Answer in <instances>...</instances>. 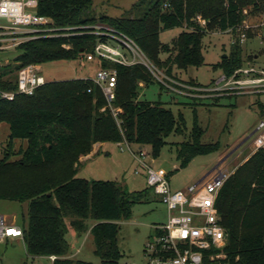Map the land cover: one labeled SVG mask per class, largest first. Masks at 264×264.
Instances as JSON below:
<instances>
[{
	"label": "trees",
	"instance_id": "trees-1",
	"mask_svg": "<svg viewBox=\"0 0 264 264\" xmlns=\"http://www.w3.org/2000/svg\"><path fill=\"white\" fill-rule=\"evenodd\" d=\"M92 5L93 0H38L36 12L69 35L27 40L13 47L19 54L11 62L0 65V90L6 91L16 90L19 70L33 64L85 58L97 64L95 73L107 68L117 72L112 105L118 119L93 77L48 81L33 95L0 100V124L10 126L9 149L0 159V200L28 203V218L21 224L27 254L32 258L57 255L54 264H94L67 257L71 248L67 233L89 230L100 264H119L120 222L131 218L140 200L134 197L143 193L128 192L116 180L78 177L80 158L91 153L95 143L125 141L151 146L157 158L166 138L174 132L183 134L186 125L183 114L177 119L164 103L139 100L140 84L156 81L145 65L86 58L107 38L95 34L92 27L103 23L130 37L151 61L175 77V67L186 70L204 63L208 28L235 30L244 21L246 7L264 12V0H149L140 14L132 10L126 17L97 18L89 13ZM176 26L183 31L171 43H163L161 31ZM242 54L240 43H234L218 64L227 77L242 67ZM203 134L194 108L190 139L173 144L181 168L221 148L220 142L203 143ZM15 141L25 142L17 153ZM13 154L19 158L11 159ZM217 206L228 236V261L264 264V149L235 168L219 192Z\"/></svg>",
	"mask_w": 264,
	"mask_h": 264
},
{
	"label": "rangeland",
	"instance_id": "rangeland-1",
	"mask_svg": "<svg viewBox=\"0 0 264 264\" xmlns=\"http://www.w3.org/2000/svg\"><path fill=\"white\" fill-rule=\"evenodd\" d=\"M148 2L149 0H93L89 13L97 18L101 16L126 17L133 10V14L137 15L146 10ZM137 4H139V9H135ZM243 13V25L245 26L240 31L223 32L218 29H210L207 26L208 29L203 40L204 63L186 70H179L175 67L176 76L187 82H198L203 86L213 85L224 75L218 64L225 55L229 54L232 45L237 42L240 43L243 51V68H264V12L246 7ZM97 25L110 28L103 23ZM182 31L183 28L179 26L163 29L160 39L163 43H171ZM243 32L247 33V37L241 41ZM249 33L252 34L251 37H249ZM18 54L17 48L0 51V65L11 62ZM167 56L164 54L163 58H167ZM15 64L13 63V66ZM38 65L48 81L67 80L86 75L93 77L98 68L97 64L95 65L85 58L53 61ZM139 92V100L162 102L165 107L173 110L177 119L180 114H183L185 118L184 133L174 132L169 135L160 156L157 158L153 156V166L170 175V184L173 190H186L190 185L196 184L208 176L215 168L224 167L233 170L253 153V132L259 122L264 119V97L257 94H241L222 95L218 99L194 98L165 87L162 88L156 81L149 86L141 85ZM194 108L197 109L200 126L204 129L202 142L205 144L220 142L221 148L214 153L199 155L187 167L181 168L173 144L190 139L194 124ZM9 133V124L1 123L0 159L9 149ZM248 136L250 137L247 139ZM22 146H25V142L15 141L13 152H19ZM131 149L136 152L138 146L132 144ZM145 149L152 154L151 146L147 145ZM18 158V154H13L11 157V159ZM146 161L152 164L151 157ZM142 172V167L128 147L113 142L106 143L99 154L79 164L78 177L89 180H116L128 192L143 190L141 196L134 197L140 200L134 204L131 218L120 222L118 244L122 257L119 264H146L144 247L155 237L157 226L165 223L168 219L166 206L153 187L147 185ZM27 208V202L0 200V215L6 216L9 222L15 220L22 224L28 218ZM70 234L71 232H68L67 237L73 240ZM78 248L80 251L76 254L75 259L94 264L101 263V259L95 254V242L92 234L85 232L73 249L70 248L69 253L72 250L77 251ZM50 263L47 257L32 258L27 255L25 244L22 241L10 243L0 241V264Z\"/></svg>",
	"mask_w": 264,
	"mask_h": 264
},
{
	"label": "built area",
	"instance_id": "built-area-1",
	"mask_svg": "<svg viewBox=\"0 0 264 264\" xmlns=\"http://www.w3.org/2000/svg\"><path fill=\"white\" fill-rule=\"evenodd\" d=\"M37 6L38 0H0V50L16 47L41 36L69 35L64 29L52 26L50 18L39 15L36 12ZM201 24L206 27V20L201 19ZM244 26L242 23L235 30L240 31ZM92 28L95 34L107 38L97 43L94 51L86 56L88 60L103 58L124 65L141 63L163 87L194 98L216 99L222 95L241 94L264 97V68L241 67L230 77L224 74L211 86L182 82L151 61L130 37L111 27L95 25ZM246 37L247 33L243 32L241 41ZM93 80L102 88L114 116L118 119V111L112 105L117 84L116 70L99 69ZM47 82L38 65H28L18 72L17 89L0 90V100H13L17 94L33 95L37 88ZM253 136V152L264 149V119L259 122ZM123 144L146 171L148 185L161 197L168 212L167 221L157 226L155 237L144 247L146 264H231L225 250L228 236L222 224L217 199L235 168H215L208 176L186 190H173L170 175L153 166V155L145 147L141 146L134 152L131 149L132 144L126 141ZM150 157L152 164L146 161ZM9 237L23 238L22 228L0 215V241ZM47 258L54 264L59 256L50 255Z\"/></svg>",
	"mask_w": 264,
	"mask_h": 264
},
{
	"label": "crops",
	"instance_id": "crops-1",
	"mask_svg": "<svg viewBox=\"0 0 264 264\" xmlns=\"http://www.w3.org/2000/svg\"><path fill=\"white\" fill-rule=\"evenodd\" d=\"M10 49V48H9ZM255 58H257V56H255ZM41 65V64H40ZM39 66V65H38ZM40 67V66H39ZM179 71V70H178ZM92 75H86V76H81V77H76V78H88V77H91ZM94 76H95V74H94ZM93 76V77H94ZM175 78H177L178 80H180V81H182V82H185L186 80H184V79H182L181 77H179V76H176L175 75ZM74 79V78H73ZM191 80H194V79H191ZM195 81V80H194ZM187 82V81H186ZM197 82V81H196ZM188 83H192V82H188ZM194 84V83H193ZM196 84H200V83H196ZM140 85H144V86H146L144 83H141ZM200 85H202V84H200ZM106 143H108V142H98V143H95L94 144V146H93V150H92V152L91 153H89L88 155H84V156H82L81 158H80V163L81 162H83V161H85V160H89V159H91V158H93L95 155H97V154H99V152L102 150V148L106 145ZM118 145H123V143H117ZM137 146H138V148L139 147H141L140 145H138V144H136ZM143 147H145V146H143ZM142 174H143V176H144V178L146 179V183H147V174H146V171L142 168ZM137 173H140V172H138L137 171ZM147 185H148V183H147ZM2 216H4V215H2ZM5 218H6V216H4ZM14 221V223H16V224H18L19 226H21V224L20 223H17V222H15V220H13ZM87 234H91V232H90V230L89 231H87L86 232ZM83 234H85V232L84 233H82V235ZM71 237H72V239L73 240H70L68 237H67V239H68V241H69V243H70V245H72L71 246V248L73 249V246L74 245H76V243L78 242V240L82 237V235L81 234H74V233H72L71 232ZM5 241H7V242H19V241H22L24 244H25V242H24V239L22 238V237H9V238H7ZM25 248H26V245H25ZM80 251V249L78 248L77 249V251H74V250H72L70 253H68V255H67V257H70V258H73V259H75V256H76V254L78 253ZM26 253H27V250H26ZM28 255V254H27ZM51 264V263H50Z\"/></svg>",
	"mask_w": 264,
	"mask_h": 264
},
{
	"label": "water",
	"instance_id": "water-1",
	"mask_svg": "<svg viewBox=\"0 0 264 264\" xmlns=\"http://www.w3.org/2000/svg\"><path fill=\"white\" fill-rule=\"evenodd\" d=\"M250 136L247 137V139L249 138Z\"/></svg>",
	"mask_w": 264,
	"mask_h": 264
}]
</instances>
